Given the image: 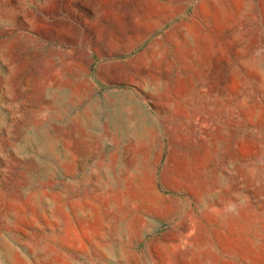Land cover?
<instances>
[{"label": "rangeland", "instance_id": "374dc122", "mask_svg": "<svg viewBox=\"0 0 264 264\" xmlns=\"http://www.w3.org/2000/svg\"><path fill=\"white\" fill-rule=\"evenodd\" d=\"M0 264H264V0H0Z\"/></svg>", "mask_w": 264, "mask_h": 264}]
</instances>
